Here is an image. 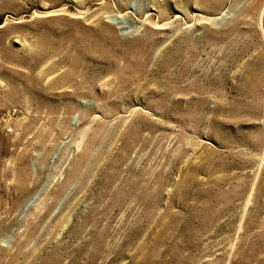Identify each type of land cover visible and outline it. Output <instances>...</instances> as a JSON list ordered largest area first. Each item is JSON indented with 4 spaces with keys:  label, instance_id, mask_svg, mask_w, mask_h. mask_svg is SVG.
Segmentation results:
<instances>
[{
    "label": "rangeland",
    "instance_id": "rangeland-1",
    "mask_svg": "<svg viewBox=\"0 0 264 264\" xmlns=\"http://www.w3.org/2000/svg\"><path fill=\"white\" fill-rule=\"evenodd\" d=\"M0 264H264V0H0Z\"/></svg>",
    "mask_w": 264,
    "mask_h": 264
}]
</instances>
